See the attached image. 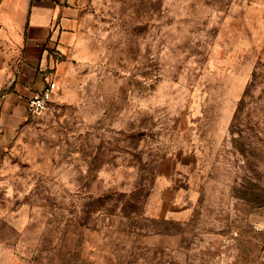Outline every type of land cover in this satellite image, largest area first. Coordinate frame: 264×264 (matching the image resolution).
Listing matches in <instances>:
<instances>
[{"label":"rangeland","instance_id":"obj_1","mask_svg":"<svg viewBox=\"0 0 264 264\" xmlns=\"http://www.w3.org/2000/svg\"><path fill=\"white\" fill-rule=\"evenodd\" d=\"M57 60L0 264H264V0H92Z\"/></svg>","mask_w":264,"mask_h":264},{"label":"crops","instance_id":"obj_2","mask_svg":"<svg viewBox=\"0 0 264 264\" xmlns=\"http://www.w3.org/2000/svg\"><path fill=\"white\" fill-rule=\"evenodd\" d=\"M92 0H0V156L32 114L30 101L62 67Z\"/></svg>","mask_w":264,"mask_h":264},{"label":"built area","instance_id":"obj_3","mask_svg":"<svg viewBox=\"0 0 264 264\" xmlns=\"http://www.w3.org/2000/svg\"><path fill=\"white\" fill-rule=\"evenodd\" d=\"M57 89L56 82L51 81L41 93L35 94L29 105L31 114L37 115L47 111Z\"/></svg>","mask_w":264,"mask_h":264}]
</instances>
